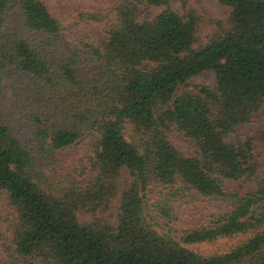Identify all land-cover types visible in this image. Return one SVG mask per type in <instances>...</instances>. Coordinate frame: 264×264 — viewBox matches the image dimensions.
Instances as JSON below:
<instances>
[{
	"label": "trees",
	"instance_id": "obj_1",
	"mask_svg": "<svg viewBox=\"0 0 264 264\" xmlns=\"http://www.w3.org/2000/svg\"><path fill=\"white\" fill-rule=\"evenodd\" d=\"M179 1L0 0V264H264V0Z\"/></svg>",
	"mask_w": 264,
	"mask_h": 264
},
{
	"label": "rangeland",
	"instance_id": "obj_2",
	"mask_svg": "<svg viewBox=\"0 0 264 264\" xmlns=\"http://www.w3.org/2000/svg\"><path fill=\"white\" fill-rule=\"evenodd\" d=\"M188 7L194 10L197 15L205 19H213L221 22H225L229 14L228 8L222 6L217 0H187ZM171 7L175 13L181 15L182 9L180 6L179 0H171ZM160 10L159 9H150L147 12L148 17H153ZM216 31V27L205 24L204 22L200 25V33L198 35L199 42L205 43L209 36H211ZM88 32V31H87ZM89 32L92 33L93 37L99 38L102 37L100 32V27L93 25L89 27ZM191 84L207 85L214 87L215 79L212 72H203L190 80ZM257 120L253 123L246 125L242 130L237 129L234 133L230 135L229 141L231 143L238 142L241 138V135L244 133H254L256 129L261 128L264 125V109H262L257 114ZM264 166V163L262 164ZM8 213L9 210L6 207L5 201L2 196H0V219L2 229L4 226H8ZM89 219V218H88ZM87 217L84 218V221H88Z\"/></svg>",
	"mask_w": 264,
	"mask_h": 264
}]
</instances>
